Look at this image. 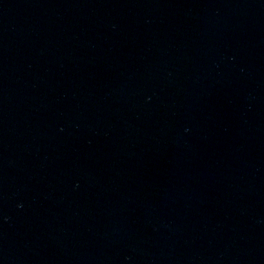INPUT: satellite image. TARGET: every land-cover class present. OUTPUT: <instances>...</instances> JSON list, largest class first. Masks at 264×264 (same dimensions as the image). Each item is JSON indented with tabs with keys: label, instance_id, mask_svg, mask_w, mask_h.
<instances>
[{
	"label": "water",
	"instance_id": "95a60500",
	"mask_svg": "<svg viewBox=\"0 0 264 264\" xmlns=\"http://www.w3.org/2000/svg\"><path fill=\"white\" fill-rule=\"evenodd\" d=\"M0 264H264V0H0Z\"/></svg>",
	"mask_w": 264,
	"mask_h": 264
}]
</instances>
